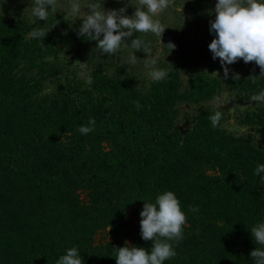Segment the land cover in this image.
<instances>
[{
  "label": "trees",
  "instance_id": "16d2710c",
  "mask_svg": "<svg viewBox=\"0 0 264 264\" xmlns=\"http://www.w3.org/2000/svg\"><path fill=\"white\" fill-rule=\"evenodd\" d=\"M54 18L41 41L29 34L45 21L0 12V264H56L74 246L83 264H116L126 242L152 247L139 213L168 190L186 223L164 264H253L249 229L264 220V182L253 171L264 147L227 131L222 109L211 126L216 110L205 102L218 79L198 72L184 83L166 69L162 82L140 85L117 53L104 55L88 84L62 63ZM234 64L240 79L227 84L252 102L264 76L254 61ZM252 105L238 121L264 136V104ZM90 117L94 130L81 135Z\"/></svg>",
  "mask_w": 264,
  "mask_h": 264
},
{
  "label": "clouds",
  "instance_id": "9594fccd",
  "mask_svg": "<svg viewBox=\"0 0 264 264\" xmlns=\"http://www.w3.org/2000/svg\"><path fill=\"white\" fill-rule=\"evenodd\" d=\"M118 3L124 0H117ZM6 0H3V5ZM31 16L36 21H45L43 25L34 27L30 32L33 39L43 40L47 32L44 25L49 20L50 12L54 15L61 5L58 0H29ZM105 0H69L64 13V20L70 26L77 20L82 23L74 29L78 38L86 41H95L96 53L100 55H116L127 45L133 51L127 56L126 65H136L138 57L135 52H147V45L137 33H152L161 37L164 27L153 17L164 11L169 0H127L119 9L106 10ZM129 4L135 5L131 16L126 15ZM2 11V10H0ZM215 19L209 24V33L214 38L208 48L212 59H219L223 70V79L239 80L240 75L232 71L229 65L238 60L247 64L255 62L260 68V75L264 76V0H216L214 7ZM69 18L70 21H69ZM135 38L125 43L124 38ZM171 50L174 44H167ZM155 59L147 60L145 68L150 69L149 75L153 82L165 80L168 72L156 67ZM86 82L92 83L91 77ZM250 100L257 105L264 104V88L250 96ZM137 109L141 105L136 103ZM222 120V112L215 111L209 116L213 128H217ZM96 121L90 117L87 125H79L77 131L87 135L94 130ZM253 175L264 182V163H257ZM144 201V200H142ZM189 211L196 212L192 207ZM141 219L140 236L145 241H152V247L145 249L136 247L127 242L123 247L116 249V264H164L165 261L177 255L174 243L183 238V226L186 223L185 212L182 211L180 201L173 191H163L155 197L154 202L144 201L139 213ZM251 237L258 247L251 251L253 264H264V220L257 222L250 229ZM56 264H83L77 247L67 248Z\"/></svg>",
  "mask_w": 264,
  "mask_h": 264
},
{
  "label": "rangeland",
  "instance_id": "374dc122",
  "mask_svg": "<svg viewBox=\"0 0 264 264\" xmlns=\"http://www.w3.org/2000/svg\"><path fill=\"white\" fill-rule=\"evenodd\" d=\"M58 2L61 5L58 10L65 11L69 0H58ZM126 2L127 0L121 3H118L117 0H105L103 6L106 10L119 9ZM136 2L137 0H133V3ZM215 2L216 0H169L168 7L153 17L165 28L161 37L152 33H138V37L147 45V52H135L138 57L137 64L134 66L126 65L127 56L133 50L124 45L118 53L117 62L125 66L129 75L140 85L151 80L150 69L145 68L147 60L150 59L157 61L156 67L178 71L184 83L187 78L198 72H205L216 77L221 84V90L205 104L216 111L221 109L225 111L222 124L227 131L235 134L251 133L256 142L264 147V136L257 133L252 127L240 124L238 121L242 112L253 106L252 102L241 101L238 98L239 91L228 86L227 81L223 79V70L219 59L214 61L208 48L209 43L214 38V35L209 33V24L215 19ZM0 3H3V0H0ZM29 6V0H6V3L0 5V10L5 9L9 12L20 10L25 16L33 20L35 18L31 16ZM60 11L54 15L50 12L55 17L54 26L59 31L61 45L66 50L60 52V58L65 67L69 69L70 77L74 75L87 80L89 73L108 56H104L106 54L99 56L95 50L96 44L77 37L74 29L82 23L81 20L75 21L70 26L69 22L63 18L65 14ZM134 11L135 5L129 4L125 14L131 16ZM66 36H69L71 40L66 39ZM131 39L133 36L124 38V42L130 43ZM67 41L71 42L72 45L69 46ZM169 43L175 45L172 50L167 45ZM235 67H237L235 64L229 65L232 71L235 70ZM110 71L114 72V69L110 68ZM53 85L55 84L53 83ZM102 237H104L103 234H98L95 239L98 241Z\"/></svg>",
  "mask_w": 264,
  "mask_h": 264
}]
</instances>
